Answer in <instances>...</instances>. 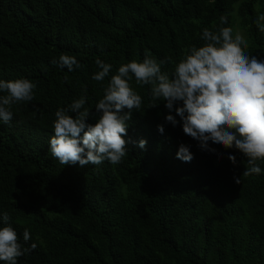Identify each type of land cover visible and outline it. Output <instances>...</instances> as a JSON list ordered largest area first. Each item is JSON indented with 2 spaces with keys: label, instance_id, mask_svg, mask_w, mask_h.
<instances>
[{
  "label": "trees",
  "instance_id": "obj_1",
  "mask_svg": "<svg viewBox=\"0 0 264 264\" xmlns=\"http://www.w3.org/2000/svg\"><path fill=\"white\" fill-rule=\"evenodd\" d=\"M260 14L264 0H0V80L37 85L33 100L12 105L10 122L0 120V227L7 213L19 242L27 228L25 246L37 244L17 264H264V161L260 174L243 175L239 150L211 141L214 152L202 149L174 109L150 107L152 86L134 74L129 84L142 105L120 164L63 165L49 145L57 110L83 96L94 125L121 65L147 54L165 60L171 77L191 47L206 43L205 28L231 27L235 36L240 27L246 54L264 61ZM61 55L82 67L68 71ZM96 59L112 66L103 81L92 79ZM181 144L190 162L177 158Z\"/></svg>",
  "mask_w": 264,
  "mask_h": 264
},
{
  "label": "clouds",
  "instance_id": "obj_2",
  "mask_svg": "<svg viewBox=\"0 0 264 264\" xmlns=\"http://www.w3.org/2000/svg\"><path fill=\"white\" fill-rule=\"evenodd\" d=\"M220 19L227 23L226 16ZM256 24L264 33V14L258 15ZM202 39L206 43L191 47L171 77L161 70L165 60L158 63L147 54L142 62L121 65L96 104L100 116L94 125L87 123L91 113L84 108L83 96L67 109L57 110L54 134L49 140L52 157L63 165L94 166L106 160L113 165L121 163L128 152L129 140L125 139L128 122L133 111H139L142 105V97L129 84L131 73L138 85L152 86L150 107L164 101L170 112L174 109L181 118L183 132L197 140L202 149L215 151L209 148V141L225 149L235 148L247 159L248 167L243 175L260 174L262 169L257 162L264 161V61L246 54L247 40L238 32L233 36L231 27L218 32L205 28ZM59 63L68 71L82 67L76 57L69 55H61ZM95 63L100 71L92 79L103 81L112 66L100 59ZM36 87L28 79L0 80V92L7 93L0 96V120L10 122L12 105L33 100ZM166 121L173 126L178 123L171 114L166 116ZM158 131L163 133L164 126L158 125ZM146 144L144 139L138 142L141 149ZM176 155L184 162L194 158L190 146L184 144ZM228 159L236 164L235 156L229 155ZM234 179L240 183V178ZM9 219L5 213V226L0 227V261L17 264V259L33 251L37 244L25 246L31 239L27 228L23 232L24 243L19 242Z\"/></svg>",
  "mask_w": 264,
  "mask_h": 264
},
{
  "label": "rangeland",
  "instance_id": "obj_3",
  "mask_svg": "<svg viewBox=\"0 0 264 264\" xmlns=\"http://www.w3.org/2000/svg\"><path fill=\"white\" fill-rule=\"evenodd\" d=\"M237 32L244 36L243 29H241L240 27L237 28Z\"/></svg>",
  "mask_w": 264,
  "mask_h": 264
}]
</instances>
